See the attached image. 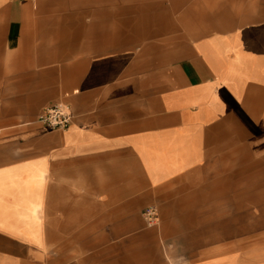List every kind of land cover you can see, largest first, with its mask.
<instances>
[{"label": "crops", "instance_id": "0c3cea01", "mask_svg": "<svg viewBox=\"0 0 264 264\" xmlns=\"http://www.w3.org/2000/svg\"><path fill=\"white\" fill-rule=\"evenodd\" d=\"M0 264H264V0H0Z\"/></svg>", "mask_w": 264, "mask_h": 264}, {"label": "built area", "instance_id": "2783aa9c", "mask_svg": "<svg viewBox=\"0 0 264 264\" xmlns=\"http://www.w3.org/2000/svg\"><path fill=\"white\" fill-rule=\"evenodd\" d=\"M72 120V115L66 106H51L40 115L37 122L48 130L65 131L69 128ZM143 217L150 225L157 221V212L154 208H148L143 212Z\"/></svg>", "mask_w": 264, "mask_h": 264}]
</instances>
